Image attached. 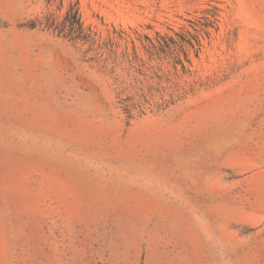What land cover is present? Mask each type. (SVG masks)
Wrapping results in <instances>:
<instances>
[{"label":"rangeland","instance_id":"1","mask_svg":"<svg viewBox=\"0 0 264 264\" xmlns=\"http://www.w3.org/2000/svg\"><path fill=\"white\" fill-rule=\"evenodd\" d=\"M0 264H264V0H0Z\"/></svg>","mask_w":264,"mask_h":264},{"label":"trees","instance_id":"2","mask_svg":"<svg viewBox=\"0 0 264 264\" xmlns=\"http://www.w3.org/2000/svg\"><path fill=\"white\" fill-rule=\"evenodd\" d=\"M72 17H73V22L76 23L77 25H80V19L76 9H74Z\"/></svg>","mask_w":264,"mask_h":264}]
</instances>
